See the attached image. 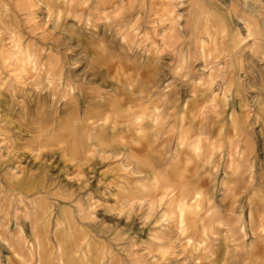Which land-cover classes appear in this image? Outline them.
Segmentation results:
<instances>
[{
    "label": "crops",
    "instance_id": "obj_1",
    "mask_svg": "<svg viewBox=\"0 0 264 264\" xmlns=\"http://www.w3.org/2000/svg\"><path fill=\"white\" fill-rule=\"evenodd\" d=\"M80 2L0 0V35L33 33L39 14L62 28ZM88 4L98 19L115 20L108 35L126 39L108 42L101 32L79 38L88 67L108 90L104 100L76 113V167L93 182L92 196L99 195L97 184L112 187L113 199L99 208H139L141 249L124 258L138 264H264V94L238 86L264 83V0ZM57 6L63 9L59 24ZM33 46L19 45L18 55L0 43V68L6 53L23 61ZM180 51H192L206 70L188 73L186 92L165 91V82L179 81ZM213 82L221 84L218 91L207 86ZM19 132L0 124V264H114V253L99 251L83 205L39 193L40 177L21 150L35 140ZM24 210L36 218L11 219L10 225L23 236L3 230L5 212L13 217ZM252 247L258 256H251Z\"/></svg>",
    "mask_w": 264,
    "mask_h": 264
},
{
    "label": "rangeland",
    "instance_id": "obj_2",
    "mask_svg": "<svg viewBox=\"0 0 264 264\" xmlns=\"http://www.w3.org/2000/svg\"><path fill=\"white\" fill-rule=\"evenodd\" d=\"M74 7L75 11L69 12L66 25L62 28H57L49 18L43 20L39 14L35 19L37 27L33 33L21 36L0 35V43L9 51L15 47V54H20L19 45L32 43V48L35 49L30 55L24 54L23 61L20 60L22 57H13L12 52L6 53L4 66L0 68V124L3 123L9 128L15 126L21 137L35 140L33 146L21 150L31 157L40 177L39 193L49 195L56 203L70 204L73 207L79 205V209L83 205L84 218L95 225L90 231L93 230L98 237L99 251L105 254L114 253L117 258L114 264H138V260L133 258L130 261L124 257L125 254L129 256V253L135 257L141 249L140 238L145 231L140 227L139 208L125 210L123 207L113 209L109 206V209H105L108 205L104 210L99 208L113 199L112 187H108L106 183L103 186L97 184L95 187H98L99 195L89 194L94 186L91 180L87 181L81 167L77 172L74 134L76 113L82 106L104 100L108 90L106 83L96 81L97 77L88 67L79 46L80 36L101 32L104 35L100 38L112 43H123L126 37L108 35L115 20L93 16L88 0H81ZM24 8L30 10L31 5ZM52 9L59 24L63 19V9L59 6ZM124 25L125 21L122 20L119 27ZM133 38L138 40L140 37L137 35ZM188 38L192 41V37H182L181 40L187 44ZM165 59L171 62L170 57ZM177 63L175 74L179 76V81L165 82L164 90L174 89L184 93L189 87L186 82L188 73L201 76L206 69L197 64L192 51H180ZM260 74L264 72L261 70ZM207 86L215 91L221 88V84L215 82L208 83ZM228 86L234 88L233 84ZM238 86L241 90L249 89L261 96L264 94V83L261 82ZM195 87L196 91L200 89L199 84ZM259 103L260 107L264 106L262 99H259ZM60 119L64 122L66 120V123L60 124ZM61 135L64 136L63 139ZM26 160L28 161V157ZM7 182L14 186L13 178ZM122 194L123 190L117 193L118 196ZM20 206L24 208L22 204ZM17 214L12 217L5 212L4 219L7 223L3 230L17 231L23 236V229L10 227L11 219L32 220L36 217L32 211L27 210ZM79 215L82 218V212ZM250 254L256 257L259 250L252 247Z\"/></svg>",
    "mask_w": 264,
    "mask_h": 264
}]
</instances>
